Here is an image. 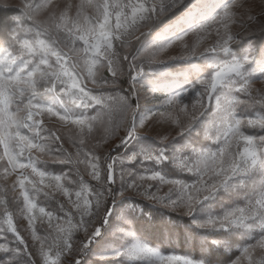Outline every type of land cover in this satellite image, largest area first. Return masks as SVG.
Returning a JSON list of instances; mask_svg holds the SVG:
<instances>
[{
  "label": "rangeland",
  "instance_id": "1",
  "mask_svg": "<svg viewBox=\"0 0 264 264\" xmlns=\"http://www.w3.org/2000/svg\"><path fill=\"white\" fill-rule=\"evenodd\" d=\"M0 5V264H264V0Z\"/></svg>",
  "mask_w": 264,
  "mask_h": 264
},
{
  "label": "trees",
  "instance_id": "2",
  "mask_svg": "<svg viewBox=\"0 0 264 264\" xmlns=\"http://www.w3.org/2000/svg\"><path fill=\"white\" fill-rule=\"evenodd\" d=\"M20 13L19 8L3 7L0 5V22L14 17ZM3 47V37L0 34V48ZM148 215L155 220L154 228L145 233L146 242L159 248L164 253H176L189 256L197 260H203L208 264H217L227 258V254L217 247L212 246V240L216 238L215 234L199 229L192 225L186 217H178L180 223L178 233L175 235V228L170 230V234L164 238L160 233L166 218L155 219L157 212L166 214L167 211L158 209L147 204ZM168 221H166L167 223Z\"/></svg>",
  "mask_w": 264,
  "mask_h": 264
}]
</instances>
